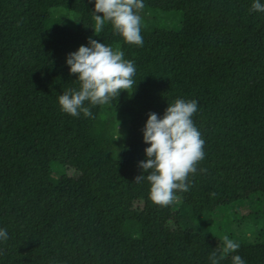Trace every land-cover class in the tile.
<instances>
[{"label":"trees","instance_id":"trees-1","mask_svg":"<svg viewBox=\"0 0 264 264\" xmlns=\"http://www.w3.org/2000/svg\"><path fill=\"white\" fill-rule=\"evenodd\" d=\"M143 2L140 15H178L180 24L142 28L137 46L110 24L94 35L95 0H0V264H196L190 252L216 251L219 241L190 217L228 234L243 207L264 215V12L250 11L253 0ZM56 7L78 13L77 28L54 18ZM89 37L119 45L136 68L122 141L115 99L88 105L91 118L58 102L79 89L66 59ZM177 98L198 102L205 156L189 191L160 207L146 178H134L148 113L162 117ZM234 241L240 248L222 264L237 254L264 264V239Z\"/></svg>","mask_w":264,"mask_h":264},{"label":"clouds","instance_id":"clouds-1","mask_svg":"<svg viewBox=\"0 0 264 264\" xmlns=\"http://www.w3.org/2000/svg\"><path fill=\"white\" fill-rule=\"evenodd\" d=\"M144 7L143 0H95L94 35L100 36L104 26L110 24L113 32L119 34L125 43L143 46L140 12ZM250 11L264 12V4L253 0ZM66 63L70 74H75L79 89L63 90L58 102L61 110L73 117L82 113L91 118V107L117 100L122 91L131 94L133 91L130 90L137 84L133 80L134 62L124 58L119 45L113 48L89 37L88 45H80L69 53ZM197 111L196 100L177 98L168 104L162 117L155 112L148 113L143 141L149 146L144 149L146 159L139 162L142 171L134 182L140 183L146 178L150 184L149 198L160 207L178 202L177 193L189 191V176L197 172V165L204 159V141L192 119ZM118 127L119 123L114 140L120 138ZM144 173H147L146 177ZM7 239V230L0 229V240ZM221 239L222 247L209 256L211 264H220L240 248V244L228 235ZM231 259L232 264H245L238 254L232 255Z\"/></svg>","mask_w":264,"mask_h":264},{"label":"rangeland","instance_id":"rangeland-1","mask_svg":"<svg viewBox=\"0 0 264 264\" xmlns=\"http://www.w3.org/2000/svg\"><path fill=\"white\" fill-rule=\"evenodd\" d=\"M53 17L56 19H62L63 22L69 28L75 29L79 25L80 16L78 13L68 10L64 7H56L53 9ZM142 17V28H150L154 26L173 28L180 24V16L166 14L164 12L148 11ZM131 91V90H130ZM132 95L127 91H122L118 99H115V103L118 106V110L115 116L113 132L117 135V126L119 123L118 131L122 141L125 135V129L121 123V114L127 110L132 102ZM119 121V122H118ZM241 212L244 217L240 220L231 223L228 234H222V230L217 222L212 221L207 216L202 217H190L188 219L191 226L198 229L201 232L214 236L219 241V248L222 246V237L228 235L230 239L246 238L249 240L264 239V215L261 212H255L250 206L242 208ZM171 234L167 233L166 238L170 239ZM217 251V250H216ZM212 252L208 251L204 247H195L190 252V261L196 264H211L209 256ZM224 260L220 262L223 263Z\"/></svg>","mask_w":264,"mask_h":264}]
</instances>
